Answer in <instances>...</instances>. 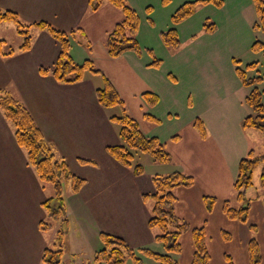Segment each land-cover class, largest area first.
Returning <instances> with one entry per match:
<instances>
[{"label":"rangeland","instance_id":"rangeland-1","mask_svg":"<svg viewBox=\"0 0 264 264\" xmlns=\"http://www.w3.org/2000/svg\"><path fill=\"white\" fill-rule=\"evenodd\" d=\"M192 1L196 0H124L138 17L134 37L140 49L139 54L128 50L122 54V58L113 59L107 55V59L111 61L103 59L102 55L106 50L104 41L115 24L111 27L107 25L113 24L112 18L117 14L111 10L115 8L106 0L99 8V16H92L90 19L87 17L82 21L79 28L84 35L75 32V37L69 36V43L71 47H75L74 54L78 56V60L83 63L88 53L86 60L92 61L94 67L112 84L124 103L125 113L137 122L146 137L157 138L170 156L169 162L158 163L153 162L146 154L137 153L133 162L142 167V174L139 176L110 158L124 169V173H131V186H125L123 191L128 201H123L124 205L121 202L120 207L130 214L127 228L122 221L104 222L105 226L114 227L112 233H105L111 236L116 235L113 233L125 235L134 242L144 238L135 229L138 218L134 207L140 209V205L146 206L148 203L151 208L152 202L144 200L142 195L140 198H133L129 194L135 188L149 194L153 191V177L180 173L192 177L193 185L172 190L175 197L173 214L180 224L187 225V229L185 227L178 239L180 253L171 254V258L177 264H190L193 253L191 232L193 229L203 228L209 264H228L226 257H230L233 264H249L246 249L250 239H255L258 243V264H264V184L261 182L264 163L253 172L252 185L245 191L243 203L237 201L238 192L234 189L238 162L248 158L250 151H253L254 157L264 154V135L255 129L246 130L242 127L246 116L252 113L246 104L250 88L242 85L235 72L237 66L245 70L246 65L255 62L258 64L256 70L245 71L247 77L262 75L263 54L254 52L252 45L256 41L264 45V32H254L252 29L257 21L252 0H222L219 7L213 3L197 4L191 16L175 24L172 15L181 5ZM118 13L122 18L121 12ZM205 24H213L214 29L206 31ZM10 27L13 32H7L6 37L11 44H15L18 36L14 33L15 26L10 24ZM169 29L177 32L179 45L176 49L166 47L163 43L162 33ZM18 39L21 41L20 37ZM91 52L93 55H90ZM155 60L160 61L158 66L152 65ZM233 60L240 62L235 64ZM9 76H5L6 82L8 86L10 82H14V88L13 85L10 88L15 95L0 91L10 94L23 105L39 125H46L48 122L45 118H48L58 128L60 123L74 125L72 122L81 117L88 118L89 114L93 116L89 105L87 110L84 104L89 101L95 103V93H89L80 86L51 88L45 81L41 85L40 80L35 76L30 77L25 70L18 77L9 79ZM92 76L99 82L96 88H102V77ZM94 86L96 85L93 84ZM256 87L262 95L264 105V81ZM147 92L157 96L155 104L144 99L143 94ZM110 109L106 111L107 115L121 114L119 107ZM146 115L154 117L155 121H148ZM197 119L203 124L204 135L193 125ZM113 127L118 131L116 126ZM92 144H95V140ZM50 146L55 152L54 145ZM88 167L94 168L92 165ZM27 168L28 180L24 181L23 176L12 175L11 194H7V191L6 195H0L1 264H23L20 262L23 254L32 259L42 243L39 233L48 239L45 249L51 246L56 230L62 225L60 221L49 231L40 230L39 223L45 219L42 206L44 200L40 204L39 201L35 203L36 197L31 192L42 191L50 198L54 195V189L50 183L39 181L32 167ZM69 170L85 182L90 181L88 174L80 176L71 166ZM109 182L115 181L110 178ZM73 195L75 193L71 191L70 184H63L65 211L66 203H77L78 199L72 198ZM225 202L234 210L247 207L246 222L230 220L223 211ZM68 208L73 214L77 212L76 209ZM145 209L150 217L151 209L147 206ZM65 215L66 230L72 233L75 219L68 217L67 211ZM38 218L36 225L35 220ZM153 232L157 233L156 230ZM101 233L104 232L97 233L96 246L88 235L86 244L81 237L73 239L74 248L71 246V249H76L77 253L69 258L76 262L79 258H84L83 254L87 251L92 253L96 249V253L101 248ZM153 242L155 243L154 239ZM66 245L70 246L67 234L65 247ZM80 245L82 249H78ZM159 246L156 249L148 246L132 249L141 260L139 264H158L141 249L147 248L164 254L165 250ZM64 250L66 252L67 249ZM94 254L91 255L92 258ZM92 258L83 259V263L86 264ZM125 264L137 263L127 259Z\"/></svg>","mask_w":264,"mask_h":264},{"label":"trees","instance_id":"trees-1","mask_svg":"<svg viewBox=\"0 0 264 264\" xmlns=\"http://www.w3.org/2000/svg\"><path fill=\"white\" fill-rule=\"evenodd\" d=\"M104 0H88L91 11L99 10ZM113 8L121 12L122 18L117 22L112 30L107 34L105 41L106 53L110 58H118L125 51H134L139 54V46L135 39V33L138 25V17L134 9L128 6L124 0H106ZM213 3L221 6L222 0H196L186 2L179 7L172 15V21L176 24L191 16L197 7V4L206 5ZM257 21L253 24L254 32H264V0H252ZM0 23H11L15 26L16 34L21 38L22 44L20 51L26 52L31 47L30 28L44 31L58 45V56L55 64L50 68H39L41 76H51L60 85H74L80 83L85 74L100 75L103 79V86L95 91L97 103L106 109H121L119 116H111L110 121L117 128L119 143L106 147V152L117 164L131 170L135 176L142 174V167L134 165V158L137 153L148 155L153 162L167 163L170 156L163 145L155 137H146L139 129L137 122L128 116L124 110V103L120 99L112 84L107 80L102 72L94 67L90 60H85L82 64L75 63L70 54L69 36L71 33L58 30L47 22H35L30 25L24 24L18 15L12 11H0ZM206 31H212L214 25H204ZM162 40L166 47L176 49L179 45L178 35L175 29H169L162 33ZM3 42L0 41V54L8 56L12 53H2ZM254 52L263 54L264 68V45L258 41L252 45ZM235 64L240 61L233 60ZM159 60L153 61L152 65L158 66ZM257 63H250L245 66V70L239 66L235 72L241 83L250 88L249 95L246 98V104L252 113L244 119L242 127L246 130L255 129L264 135V105L262 95L256 87L264 81V70L261 76L247 77L246 72L256 70ZM246 71V72H245ZM143 97L148 103L155 104L157 96L149 92L144 93ZM0 113L9 123L12 129L13 138L16 145L24 152L27 165L32 167L36 178L44 183H50L54 189L53 197L46 198L43 203L45 219L39 224L41 231L46 232L54 227V224L62 221L59 229L56 230L50 247L44 249L42 253V264H63L62 258L65 253V241L67 234V218L65 211L64 198L62 196L63 184L69 183L71 191L77 194L85 184V180L73 175L64 158L58 157L53 152L50 144L45 140L40 129L36 126L34 119L29 111L16 101L10 94L0 91ZM148 121H155V118L146 115ZM194 127L204 135V128L198 119L193 124ZM81 165L96 166L94 161L78 159ZM264 163V154L254 157L253 151H250L248 158L241 159L238 162V173L234 183V189L238 192L237 201L243 203L245 200V191L252 185L253 172ZM264 184V169L261 177ZM153 191L149 194H143L144 200L152 202L150 217L147 226L151 230H156L154 241L162 246L164 254L155 253L147 248H142L143 253L153 258L158 264H177L171 258V254H179L181 247L178 239L182 231L187 229L186 224H180L179 220L173 214V204L175 197L172 190L176 187L189 188L193 185V178L180 173H173L169 176H155L152 179ZM224 214L234 221L246 222L247 207L238 210L231 209L227 202L223 205ZM50 222V223H49ZM61 223V222H60ZM59 223V224H60ZM203 228L193 229L191 232L193 241V253L190 264H209L210 257L204 242ZM101 248L94 254L92 260L86 264H125L127 259H132L139 264L141 260L136 257L134 250L128 246L121 238L111 236L106 233L99 235ZM247 254L249 264H258L260 262L259 247L255 239L247 242ZM228 264H233L230 257H226Z\"/></svg>","mask_w":264,"mask_h":264},{"label":"crops","instance_id":"crops-1","mask_svg":"<svg viewBox=\"0 0 264 264\" xmlns=\"http://www.w3.org/2000/svg\"><path fill=\"white\" fill-rule=\"evenodd\" d=\"M6 10L15 12L24 24L30 25L35 22L43 21L66 33L74 31L70 34V37H75V32L84 35L85 33L83 30L79 28L82 21L87 17L90 19L92 16H99V10L96 12L91 11L88 0H0V11ZM111 10L115 11L117 14L112 18L113 24L107 25V27H111V25L116 24L121 19L117 9ZM10 24L11 23H0V41L3 42L1 51L4 54L10 52V50L12 51L8 56L0 54V90L7 91L8 93L11 92V94L15 95L10 88L12 85V88H14V82H10L8 86L5 76L10 75L8 78L12 79L14 76H20L23 70L27 71L30 77L35 76L36 79L40 80L41 85H44L43 82L45 81L51 88H75L76 86H80L92 94L99 89L96 88L99 82L97 83L93 79L92 74L89 73L85 74L87 77L85 76L80 83L74 85H60L51 76H41L38 72L39 68L50 69L56 62L59 51L57 43L44 31L31 27L34 28L29 29L32 34L31 47L26 52L20 51L19 47L22 41H19L16 29H14V33L18 37L15 39V44H11L8 41L9 38L6 37V33H10L13 30ZM70 48H72L69 52L72 60L80 64L81 61L78 60V56L74 54L75 47H71L70 45ZM90 55H93V53L91 52ZM87 57L88 53L83 60L85 61ZM102 57L105 60H110L107 59L106 50H104ZM118 58H122V55ZM93 61L95 62L94 59ZM93 84L96 86L93 87ZM90 95L91 94H89V96ZM84 105L87 110H89L87 107L89 105L94 117L89 114L88 118L81 117L80 120L72 122L74 125L67 123L64 125L60 123L61 126L58 128H56L54 124H51L48 118H45V121L50 124L46 123V125H44L42 123L39 125L35 123L45 140L50 145H54L55 154L58 157L64 158L69 168L70 166L74 167L73 171L80 176L85 177V175L88 174L90 177V181L86 180L80 191L73 195L72 198L76 197L78 199L77 203L73 202L70 205L66 203L67 215L68 217H73L75 222L72 223L74 227L73 232L71 233L69 230L67 232V241L68 244L70 242V246L68 247V245H66L65 247L67 250L62 258L64 264H85V262L83 263V259L90 260L92 258L91 255L96 251V249H94L92 253L91 251L85 252L83 254L84 258H79L76 262L71 260L69 256L77 253V251H75L76 249H71V246L74 248L72 244L73 239L78 240V238L81 237L83 243L86 244L87 237H89V240H92L94 246H96L98 243V231L112 233V229L114 228L105 226L103 224L104 222L112 220L117 223L118 221H122L124 227L127 228V219L130 214H127L125 210L120 207L122 203L123 205L125 204L123 201H128L123 191L125 186H131V173L128 171L124 173V169L110 159L106 152V147L116 145L119 140L117 131H115L113 127L115 125L110 121V117L113 115H107L106 113L107 110L111 109L101 107L97 101L95 103L89 101ZM94 140L95 144H92ZM78 159L94 161L96 166L91 168L88 167V165H81ZM27 166L25 154L16 145L11 126L0 114V195H6L7 191V194H11L12 175L16 177L23 176L24 181L28 180ZM84 166L85 168H83ZM110 178L114 179L115 182H109ZM97 179L99 180L97 181ZM19 180L21 181V179ZM31 194L35 195L36 199L34 201L35 203L39 201V204L42 203L48 195L47 193L44 194L42 191H39V193L31 192ZM143 194L146 193L142 192L140 189L136 190L135 188L129 195H131V197L133 196V198H140ZM68 206L76 209L77 212L73 214ZM146 206L149 210L151 209L148 203ZM146 206L140 205V209L134 207L138 218V225L135 229H138L137 232L143 235L144 238L134 242L126 238L127 236L125 237V235L113 233L119 237L116 235L113 236L121 238L131 248L148 246L151 248L155 247L156 249V247H160V244L158 245V243L153 242L155 233L147 226L149 212L145 209ZM39 218L35 220L36 225ZM121 231H123V229ZM39 235H41L39 238L42 243L40 249L36 250V256L29 259L26 254H23L20 257L21 263L41 264V252L48 239L43 238V235L40 233ZM81 246L82 245H80L78 249H82ZM79 256L81 257V253Z\"/></svg>","mask_w":264,"mask_h":264}]
</instances>
